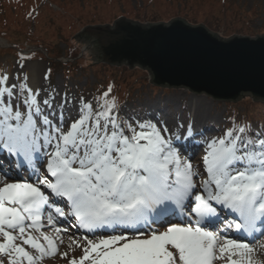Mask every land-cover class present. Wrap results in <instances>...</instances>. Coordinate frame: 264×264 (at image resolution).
<instances>
[{
  "label": "snow or ice",
  "instance_id": "obj_1",
  "mask_svg": "<svg viewBox=\"0 0 264 264\" xmlns=\"http://www.w3.org/2000/svg\"><path fill=\"white\" fill-rule=\"evenodd\" d=\"M17 55V75L0 73V264H264V125L232 117L206 138L112 85L85 97L32 83L37 52Z\"/></svg>",
  "mask_w": 264,
  "mask_h": 264
},
{
  "label": "rangeland",
  "instance_id": "obj_2",
  "mask_svg": "<svg viewBox=\"0 0 264 264\" xmlns=\"http://www.w3.org/2000/svg\"><path fill=\"white\" fill-rule=\"evenodd\" d=\"M28 1H26L27 4L24 8L29 6L32 8V4L34 5L32 0ZM224 1L225 8L223 10H221L223 5H220L219 11L216 13L212 12V15L210 14L209 16L206 15V19L195 17L200 21H196L199 22L197 24L204 25L206 28H211L217 32L219 31L218 35L226 38L232 35L249 37L264 35V0ZM1 2L2 0H0ZM182 2L183 0H39L36 18L33 22V32L36 40L52 45V48L50 47L53 49L52 51L48 48L49 54L57 52L61 57L58 60L61 66L56 67L49 81L43 80V75L53 65H51L48 54L42 48L35 49L36 44L31 43L32 41L25 44L24 40L29 36L28 34L25 35L23 30L31 20L28 18L23 24L18 26L20 32L17 28L13 29L14 27H10V30L7 31L4 29L6 36H10L11 39L9 41L1 39L4 40L5 44L0 47V73L8 72L13 77L17 75L18 65L15 62L19 57L15 55L16 50L11 49L16 43L18 47L23 49L22 52L25 55L32 50L40 52L42 57L33 58L31 61H26V63L28 65L33 64L37 70L38 67H41L39 75L41 79L39 82L45 87L52 86L61 91L66 88L70 95L83 94L85 97H90L92 94H100L107 90L111 79L117 84L120 81L118 94L120 93V95L127 97L130 104L134 103L136 110L141 115H149V113L153 115L160 114L162 118L167 119L170 123L173 120L192 119L193 106L191 102L195 98L202 97L209 106L210 116L205 123H201L200 127H208V129H204L207 131L204 132H206L208 138L221 134L223 129L230 124L233 114L242 118L247 117L254 126L264 125V104L253 102L248 96H244L239 103L231 104L217 102L204 95L197 96L188 90L158 88L151 84L148 73L138 68L129 69L130 71L126 72L121 69V67L125 66L115 67L118 70H112L111 68L114 66L95 63V56L89 55L82 44L83 41L76 39L78 33L84 28L82 25H113L116 19L121 17H129L135 22L142 21L143 16L146 22L172 20L177 17L190 21L186 16L181 17L174 15L175 13L172 14V12L176 11L173 6L185 5ZM195 6L200 8L201 4L195 3ZM1 7L2 5L0 10ZM184 9H188L187 12H189V9H193V4L188 2ZM230 10H234L235 14L240 17L231 16V18ZM198 14L201 16L200 13ZM169 15L170 17H168ZM246 20L250 23L249 25L245 23ZM251 32L254 33L250 34ZM62 40L75 47L79 53L77 59L70 61L65 58L69 46L67 45L68 43L66 44ZM9 50L13 51L9 52ZM67 62L71 66L68 67ZM31 71V66H29L25 73H21V75L27 74L31 80L33 75ZM248 100L254 103L255 106L257 105L254 109L255 111L250 115L246 113L250 110V108H247ZM157 110H160L161 113H158ZM245 114L248 116H245ZM193 156L195 157V155ZM57 258H59V255ZM49 264L60 263L54 261L49 262Z\"/></svg>",
  "mask_w": 264,
  "mask_h": 264
},
{
  "label": "water",
  "instance_id": "obj_3",
  "mask_svg": "<svg viewBox=\"0 0 264 264\" xmlns=\"http://www.w3.org/2000/svg\"><path fill=\"white\" fill-rule=\"evenodd\" d=\"M218 33L178 17L150 22L121 17L113 25L86 26L76 39L95 63L138 68L158 88L231 104L248 96L264 104V35Z\"/></svg>",
  "mask_w": 264,
  "mask_h": 264
},
{
  "label": "trees",
  "instance_id": "obj_4",
  "mask_svg": "<svg viewBox=\"0 0 264 264\" xmlns=\"http://www.w3.org/2000/svg\"><path fill=\"white\" fill-rule=\"evenodd\" d=\"M26 1H28V0H2V2L0 3V6L2 5L1 10H0V39H5L6 41H9L11 38H10V36L9 37L6 36L7 34L4 32V29H6V31H7V30H10L9 29L10 27H14L13 29L17 28L18 31L20 32V29L18 28V26H20L21 24H23L25 22V20L30 18L31 20H30L29 24L26 25L25 29L23 30L25 35L28 34V36H29L26 40H24V42L26 44V43H30L32 41L31 43L36 44L35 49H38V48L41 49L42 48V50L46 54H48L51 65H53L50 68V70H51L50 76H51L54 73V71L56 70V67L61 66V63L58 62L59 58H61V57L59 54H57V52H52L53 54H49L48 48H50V47L52 48V45L46 44L43 41L36 40L35 33L33 32L34 31L33 22L36 18L35 15L37 13L36 10L38 7L39 0H32V2L34 3V5L32 4V8L30 6L28 8H24V6L27 4ZM188 2L190 4L191 3L193 4V9L195 7L194 10L189 9V12H187L188 9H184V8H186V5L188 4ZM182 3H184L185 5H183V6L177 5L179 7L173 6V8H175L176 11L172 12V14L175 13L174 15L181 16V17L186 16V18L190 19V21H192V23H199L200 22L198 19L195 18L197 16L199 17V19H202V18H205L206 15L207 16H209L210 14L212 15V12L216 13L217 11H219L220 5H223L221 7V10H223V8H225V1L224 0H216V1L215 0H183ZM195 3H200L201 7L198 8L197 7L198 5L195 6ZM10 8H12V9H10ZM13 10H14V13H13ZM230 12H231L230 17L231 16L232 17L236 16L237 18L240 17V16L235 14L236 12L234 10H230ZM198 13H200L201 16H199ZM224 14L226 15V13H224ZM170 15L168 17H170ZM225 18H226V16H225ZM145 20L146 19L143 16L142 22H145ZM240 20H241V18H240ZM196 21H199V22H196ZM245 23L248 25L250 24L247 20L245 21ZM241 24H244V23H241ZM85 26H88V24L82 25V27H85ZM13 32H15V31H13ZM252 33H254V32H251L250 34H252ZM62 41L65 42V40H62ZM66 41H67V39H66ZM65 43L67 44L68 42H65ZM67 45L69 46V49H68V51H66L67 56H65V58L69 59L70 61L77 59V57L79 56V53L77 52L75 47L73 45H69V43ZM13 46L14 47L11 49H14V51L16 50L15 55L18 57L17 53L22 52L23 49L18 47V45L16 43ZM51 48H50V50L52 51L53 49H51ZM12 51L13 50H9V52H12ZM27 55H31V52L27 53ZM38 57H42L40 52H37V55L34 58L38 59ZM67 66L69 67V66H71V64H69V62H67ZM111 69L112 70H118V68H115V67H113ZM121 69H123L126 72L130 71L128 68H125V67H121ZM119 83H120V81H118V84H117L112 79L109 81V85L113 86V94L124 97L123 95H120V93L118 94V88H119L118 86L121 84V83L120 84ZM247 102H248L247 108H250V110H249V112H246V113L248 115H250L251 113H253L255 111L254 109L257 105L255 106V104L249 100ZM247 114H245V116H248ZM232 117H240V116L239 115L235 116V114H233ZM245 118H247V117H245Z\"/></svg>",
  "mask_w": 264,
  "mask_h": 264
},
{
  "label": "bare ground",
  "instance_id": "obj_5",
  "mask_svg": "<svg viewBox=\"0 0 264 264\" xmlns=\"http://www.w3.org/2000/svg\"><path fill=\"white\" fill-rule=\"evenodd\" d=\"M5 44V42H0V45H3ZM4 46V45H3ZM29 66H31V74H33L31 76V82L32 83H40V79L41 77H39L40 75V72H41V67H38V70L36 69L35 66H33V64H29ZM39 66V65H38ZM17 73V72H16ZM15 73V74H16ZM201 96V95H200ZM180 100H181V97H180ZM192 120L195 121V125H196V128L200 131H206L204 130L205 128L208 129V127H200L201 126V123H205L207 121V119H209V116H210V112H209V106L206 104V101L203 100L202 97H198V98H195L192 102ZM158 113H161L160 110H157ZM150 115V113H149ZM207 132V131H206ZM206 132H204L205 134V137H207V134ZM193 147V149H192ZM192 151H194L192 153ZM202 147L198 148L196 145H192L190 146L189 148V154L190 155H195V157L193 156V162L196 163L198 160H199V156L202 155ZM47 231V230H46ZM73 232H75V229H72ZM231 236H237V233H235L234 231L230 232L229 233ZM255 235V234H254ZM242 239H244V237H241ZM247 239H251V238H247ZM68 239H67V236H65L64 238V244L63 245H60V251L61 252H64V251H67V247L66 245L68 244ZM252 246L257 249V252H256V257L258 259H260L261 261H264V235H261V236H258L257 239L253 240L252 241ZM78 255V252H70L69 253V256H76ZM58 256H56L55 258H46L45 261H44V264H49V262H59L60 264H63V263H67L66 259H62L60 256L59 258H57ZM218 264H224V262H218Z\"/></svg>",
  "mask_w": 264,
  "mask_h": 264
}]
</instances>
